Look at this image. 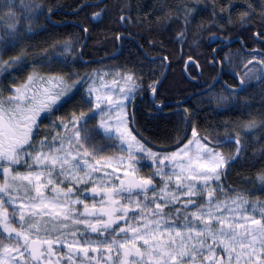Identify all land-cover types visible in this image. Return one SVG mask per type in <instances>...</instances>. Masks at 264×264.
<instances>
[{"label": "snow or ice", "instance_id": "1", "mask_svg": "<svg viewBox=\"0 0 264 264\" xmlns=\"http://www.w3.org/2000/svg\"><path fill=\"white\" fill-rule=\"evenodd\" d=\"M102 15L103 10L93 13L92 19L97 21ZM8 27L15 29V20ZM18 60L0 58V70ZM189 63L194 61L189 58ZM37 79L45 86L29 95ZM121 79L123 86L115 99L105 93L93 101L94 86L83 98L89 112L99 110L106 116L116 111L114 122L101 120L93 130L112 141L100 147L92 143L87 113H73L59 124L52 120L84 82L83 77L68 84L63 77L30 76L7 99L0 91V264H77V258L80 264H92L95 257L90 252H101L108 260L115 252L112 264H264V205L257 219L242 207L247 201L237 198L239 203L234 199L229 205L216 198L219 185L212 187L242 147L237 148L236 157H224L201 143L207 137L200 138L194 130L193 139L176 151H153L147 137L130 127L135 117L127 109L139 91L149 93L153 106L162 111L165 105L156 103L159 81L145 85L133 73ZM102 104L109 106L108 113ZM46 119L52 120L54 128L71 125V135L45 137L37 145L35 137ZM116 142L126 146L119 149L126 157L99 156L116 147ZM231 142L241 144L239 139ZM146 158L157 166L147 178L139 175ZM168 164L170 171L165 170ZM20 167L26 172L15 170ZM121 169L123 177L115 175ZM101 172L105 179L98 183ZM157 176L161 178L158 190ZM89 184L93 185L90 190L84 187ZM89 197L91 206L85 202ZM62 249L67 251L61 256ZM54 255L58 256L55 261ZM96 264H100L98 259Z\"/></svg>", "mask_w": 264, "mask_h": 264}, {"label": "trees", "instance_id": "2", "mask_svg": "<svg viewBox=\"0 0 264 264\" xmlns=\"http://www.w3.org/2000/svg\"><path fill=\"white\" fill-rule=\"evenodd\" d=\"M96 2L0 0V16L16 23V34L8 39L0 29L3 57L19 58L1 76L8 75L13 83L31 75L47 80L63 77L72 84L73 76L107 67L133 73L146 85L153 79L159 81L165 68L164 60L150 58L164 57L169 69L158 88L156 103H176L195 95L180 105H165L161 111L150 102L149 93L137 91L131 111L135 117L132 128L147 137L152 147L164 151L180 147L192 128L201 138L207 137L206 141L218 143L226 157H236L237 148L242 147L238 158L224 167L222 186L229 193L264 199V180L260 179L264 176V78L228 95L220 76L214 86L202 92L218 74L212 53L221 40L238 38L246 50L264 48L263 42L254 39L255 34L259 39L264 37V0H105L99 7L92 5ZM101 10V19L93 23L91 16ZM122 16L127 19L122 21ZM85 29L87 41L82 58L100 60L87 65L78 56ZM119 36L121 52L111 58L118 49ZM214 36L219 41L211 45ZM234 51L247 55L237 42L216 52L222 73L239 71L241 63L227 59V52ZM189 58L197 64L187 69L191 81L183 73ZM205 95H220L227 102L214 105L204 100ZM74 99L72 96L59 111L67 107L68 113H73ZM226 139L228 142H224ZM235 139L241 144L231 142Z\"/></svg>", "mask_w": 264, "mask_h": 264}, {"label": "rangeland", "instance_id": "3", "mask_svg": "<svg viewBox=\"0 0 264 264\" xmlns=\"http://www.w3.org/2000/svg\"><path fill=\"white\" fill-rule=\"evenodd\" d=\"M23 9H24V7H23ZM3 22H5V30H3V34H4L5 38H8V37L13 35L14 29H11L8 27L9 24H11L9 17H3L1 15L0 16V24ZM50 24L53 26H56V24L53 22H50ZM0 43H1V41H0ZM3 53H4V49H3L2 45L0 44V58H3ZM227 54H228L227 59L231 58L230 61H233V60L235 61L236 58L237 59L239 58L240 63H242V61H246V58H244L243 55H240L239 51H238V53L235 51L234 52H227ZM261 62H262V65H264V59L263 58L261 59ZM82 71H84V68L82 69ZM260 72H261V70L258 69L257 67H251V68H248L247 70H245L244 72L243 71H241V72L235 71L233 73H237L236 74L237 77L242 76L244 79H246V81H249V83L250 82L252 83V82L258 80V77L261 74ZM86 73L87 74H85L84 76H79V77L73 76V81L79 80L82 77L84 78V82L82 84L78 85V90L74 89L73 97H75V99L73 102V105H74L73 106V113H76L77 116H79V114L82 112L88 114L85 117V119L87 120V128L90 131H92V135H93L92 143L97 145L98 147H100V146H104L106 144H110V143H112V141H108L106 138H102L101 136L96 135L95 131H93V130L97 126H99L101 120L106 119L109 122H114L115 118H116V111L112 110L111 113L109 115H106V116H101L99 110H97L95 113L89 112V105L85 104L83 102V98L86 97L88 94L87 89L90 86H94L97 91H95L93 93V96H92L93 101L95 100L96 95L104 96L105 93L112 94L113 98L115 99L116 97H118L120 95L119 88L121 86H123V80L121 79V76L123 74H125L126 72H121V71L116 70V69H108L107 67H102V68L99 67V68H92L89 71H86ZM238 73H240V74H238ZM31 76H34L36 78L40 77V76H35V75H31ZM204 100L205 101L209 100L210 102H213L214 105H224L227 102V99L226 98L224 99L220 95H216L215 98H210V95H207V96L205 95ZM131 106H133V105L128 106V109H127L128 113H129V108ZM93 107H94V104H93ZM101 108L105 111V113L109 112V106L108 105L102 104ZM68 111H70V110L67 109V107L63 108V110H61V111H57L55 113V115L52 117V120H55L57 124H59L61 120H63L64 122H67L69 120V118H71L73 115V113H68ZM93 116H94V118H90ZM52 120L46 119L41 124L39 134H37L35 137V143L37 145H39L40 140L45 139V137H47L48 140H51L52 137H54V136L71 135V127H72L71 125H69V127L67 129H65L63 127H59V128L50 127V125L52 124ZM80 123L83 124L84 121H80ZM113 127H115L114 123H113ZM130 127H131V125H130ZM193 131H194V129H192L189 132L188 138L180 147H183L185 144L188 143L189 140L193 139ZM198 136H199V134H198ZM210 142L201 140V143L208 144V146L210 148H213L214 151H216V152L220 153L221 155H223L224 157H226L222 153V151L219 147L220 145L219 146L217 145L218 143H210ZM54 143L59 144L60 141L56 140V141H54ZM121 147H126V146H121L119 144V142H116V147L110 148L107 151H103V152L99 153V156H102L105 158L108 156H125L126 157L127 153L125 151L119 150ZM149 147H151V149L153 151H156V152L164 151V150L156 149L152 146H149ZM218 147L220 150L218 149ZM192 150L195 151V145L192 146ZM44 151H47V148H45ZM172 151H176V149L172 150ZM172 151H164V152H172ZM142 163H143L144 167L139 172V175L147 178V177L151 176L152 173L155 172L157 166L155 164H152L151 160L147 159V158L144 159L142 161ZM161 167H164V166H161ZM171 168H172V165L168 164L165 170L170 171ZM15 170L19 171L21 173L26 172L25 167H20V168H17ZM107 171L111 172L112 169L108 168ZM123 171H124V169H121L115 175L121 176L123 174ZM80 175H83V173H80ZM97 176L100 178L97 181L98 183L101 180L105 179L102 172L97 174ZM154 185L156 186L157 190L161 186V178L159 176L155 177ZM217 185H219V188L221 189L220 191H218L216 193L217 199L223 200V201L227 202L229 205H231L232 201L234 199H237V198H240L244 201H247L246 204L242 205L243 208L247 209V214L250 216L254 215L257 219L260 218V212L262 210L260 206L264 205V199H261V198L256 197V196L249 198L247 196L235 194L233 192L229 193L228 191L224 190V187L222 186L221 180L216 182L215 184H213L212 187L215 188V187H217ZM87 186L88 185H86L84 187H87ZM149 195L151 196V192L149 193ZM237 203H239L238 199H237Z\"/></svg>", "mask_w": 264, "mask_h": 264}, {"label": "flooded vegetation", "instance_id": "4", "mask_svg": "<svg viewBox=\"0 0 264 264\" xmlns=\"http://www.w3.org/2000/svg\"><path fill=\"white\" fill-rule=\"evenodd\" d=\"M226 48H228V47H226ZM262 49H263V51H261ZM247 50L248 51L257 50V51H260L261 54H258V53L249 54V53H246L244 50H242V51H244V53L247 54V55H245V54L243 55L244 58H246V61H242L238 72H241V71L244 72L248 68L257 67L258 69L261 70V72H260L261 74L258 77V80L254 81L252 83L251 82L249 83V81H246V79H244L242 76L237 78V76H236L237 73H233V72L222 73L220 83L224 86V88L226 90V94H228V95L237 94L245 86L255 85L256 83H259L260 81H262L263 78H264V66L262 65V62H261V59L264 58V48L263 47H261V48L258 47V48H253V49L251 48V49H247ZM235 52L238 53V51H235ZM239 52H240V54H243L241 51H239ZM2 59L4 61H8L9 60L8 56L7 57H3ZM248 61H252V63H248ZM234 62H240L239 58L238 59L236 58V60ZM7 70H2V71L0 70V78L2 79V81L0 83V91L3 92L4 99H7L11 95H13V93L15 92L16 89L23 88L25 86V84L28 82V78H29V76H26L22 80H19V83L18 82L17 83H13L11 81V79L8 78V75H4L6 78L3 81V77L4 76H1V75L5 74L7 72ZM238 74H240V73H238ZM224 79L229 81V83H227L226 80H224ZM43 80H47V79H43ZM241 81H243V83H241L242 87L235 91V89L238 88L239 82H241ZM43 86H45V85L41 84L40 79H37L36 83L33 85V87L28 90V94L32 93V91L34 89L41 88ZM218 149H219V147H218ZM121 177H123V174L121 175ZM2 182H3V180H2V178H0V183H2ZM92 186H93L92 184H89L86 188H88L90 190ZM61 187H63V186L61 185ZM95 199H96V201H99L100 197L97 196ZM85 202L88 203L89 206H91L92 203H93V200L91 199V197H89ZM79 207H80V210L82 211L83 210L82 205L79 206ZM11 210H12L11 206H8V211L11 212ZM13 226L14 227H18V224H14ZM0 234H2V233H0ZM5 243H8V240H5ZM66 251H67L66 249L60 250L59 255L62 256L64 253H66ZM116 255L117 254L115 252H113L112 259L108 260L107 255H102L101 252H96V253H91L90 252L89 253L90 257H95V259L92 261V264H96V260L97 259L100 261V264H105L106 260H107V264H112L113 260L116 259ZM57 259H58L57 255H54L52 257L53 261H55ZM61 264H66V262L65 261H61ZM77 264H80L79 258H77Z\"/></svg>", "mask_w": 264, "mask_h": 264}, {"label": "water", "instance_id": "5", "mask_svg": "<svg viewBox=\"0 0 264 264\" xmlns=\"http://www.w3.org/2000/svg\"><path fill=\"white\" fill-rule=\"evenodd\" d=\"M104 1H105V0H98V2L93 3L92 5H99V4L103 3ZM100 19H101V17H100L97 21H94V20L92 19V16H91V20H92L93 23H97V22H99ZM120 38H121V36H119V37L117 38V45H118V49H117V51H116L114 54H112L111 56H109V57L113 58V57H116V56L119 55V53H120V51H121V46H120V44H119V40H120ZM254 39H256L257 41H260V42H263V43H264V38H262V39H258L257 35H254ZM86 41H87V32L85 31V38H84V41H83L81 47H80L79 50H78V56H79L80 61H81L83 64H88V63H90V62H92V61H97V62L100 61V60H97V59H96V60H83V59H82L81 54H82V51H83V49H84V47H85ZM218 41H219V39H218L217 37L214 36V37H212V38L210 39V44H211V45L216 44ZM235 42L240 43V46L242 47V49H243L246 53H249V54H254V53H258V54H259V53H260L259 51H256V50H253V51H248V50H246V49L244 48L243 43H242L241 40L238 39V38L233 39V40H231V41L221 40V41H220L221 44H220L219 46H217V47L214 49L213 53H212V58L215 59V61L217 62L218 65H219V62H218V60H216V57H215L216 52H217L218 50L222 49V48H226V47L230 46L231 44H233V43H235ZM158 59H162V60H164V62H165V68H164L163 74H162V76H161V78H160V80H159V84H158V88H159V86L161 85V83L163 82V80L165 79V77H166V75H167V73H168L169 63H168V61H166V59L163 58V57L150 58V60H158ZM191 60H192V59H191ZM192 61H194V60H192ZM190 65H196L195 61H194V63H191V64H190V63H189V59H188V60L185 62L184 67H183V73L185 74L186 78H187L189 81H191V79H190V77H189L188 74H187V68H188ZM220 76H221V66L219 65V70H218V74H217L216 78L214 79V81L212 82V84H211L209 87H207L205 90H203V91H206V90H208L209 88H211L212 86H214V85L218 82V80L220 79ZM237 78H239V77H237ZM241 87H242V84H241V82H239L238 88L235 89V91L238 90V89H240ZM194 95H195V94H191V95L188 96L185 100L180 101V102H176V103H163V104H164V105H176V106H177V105L182 104L183 102H186V101L190 100V98H192ZM149 100H150V102L152 103V97H151L150 94H149ZM156 109H157V108H156ZM157 110H158V109H157ZM132 126H133V123H132ZM226 141H227V140H226Z\"/></svg>", "mask_w": 264, "mask_h": 264}, {"label": "bare ground", "instance_id": "6", "mask_svg": "<svg viewBox=\"0 0 264 264\" xmlns=\"http://www.w3.org/2000/svg\"><path fill=\"white\" fill-rule=\"evenodd\" d=\"M55 13V12H54ZM171 67V66H170ZM200 69V68H199ZM233 87V86H232ZM193 129V128H192ZM195 130V129H194Z\"/></svg>", "mask_w": 264, "mask_h": 264}]
</instances>
